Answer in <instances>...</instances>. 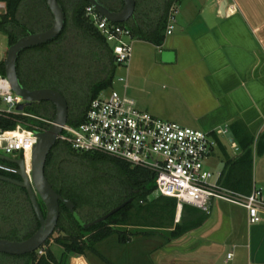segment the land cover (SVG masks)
Segmentation results:
<instances>
[{
	"label": "trees",
	"instance_id": "trees-1",
	"mask_svg": "<svg viewBox=\"0 0 264 264\" xmlns=\"http://www.w3.org/2000/svg\"><path fill=\"white\" fill-rule=\"evenodd\" d=\"M4 1L6 12L0 16V31L8 35L10 45L29 32L45 30L52 25L53 16L46 0ZM59 1L66 13L63 31L52 41L26 49L19 58L18 72L28 88L51 87L62 92L69 103L71 122L69 120L68 122L76 125L84 120L91 101L106 87L114 84L118 64L114 61L110 43L87 15L89 1ZM179 1L136 0L133 20L124 24L132 30L134 39L140 38L160 46L165 40L170 9ZM31 3L36 6L34 14L29 12L28 6ZM106 3L113 10H120L124 5L123 0H106ZM35 22L42 23L41 28L34 29ZM66 51L82 53L91 67H95L97 73H100L87 94L78 91L72 97L53 75L56 68L52 69L54 66L51 56ZM0 75H6L4 60H0ZM27 108L36 109L38 115L50 119L55 117V106L50 101L36 102ZM72 112L74 114L71 117ZM18 118L19 115L11 119L0 118V123L5 128H13ZM234 128V138L242 154L236 159L228 160V177L223 172L221 182L227 188L250 194L255 136L240 124H235ZM256 144L257 154H263L264 131ZM101 165H108L114 170L110 175L112 182L109 187L105 183L109 182L106 179V168H103L102 172L97 170ZM90 171L100 172V181L97 182L99 186H94V182L88 180L91 177ZM0 174L20 179L17 175L2 170ZM46 175L58 192L75 203L76 210L85 221H92L124 201L132 200L107 221L89 228L80 225L67 206L61 202V216L57 228L42 247L24 255L0 253L14 257L15 263L12 264H68L71 254L85 256L89 251L97 254L106 263V256L96 245L111 235L117 234L125 242L129 227L146 232L150 228L164 229L174 224L177 199L165 195L154 196L155 175L146 168L133 166L124 160L102 153L78 152L68 142L58 140L48 156ZM40 203L45 213V206L42 201ZM2 213L4 217H19L16 225L28 227L23 232L20 229L15 231L0 229V237L22 240L39 228L40 223L27 190L4 180H0V214ZM181 229L182 226L178 224L175 234H180ZM53 240L63 248L60 257L50 247ZM40 249L45 253L40 254Z\"/></svg>",
	"mask_w": 264,
	"mask_h": 264
},
{
	"label": "crops",
	"instance_id": "crops-1",
	"mask_svg": "<svg viewBox=\"0 0 264 264\" xmlns=\"http://www.w3.org/2000/svg\"><path fill=\"white\" fill-rule=\"evenodd\" d=\"M179 2L177 14L180 10L186 12L187 22L179 31L174 29L172 34L166 35L162 45L134 39L132 58L128 65L121 67L126 73L122 75L127 81L126 92L143 90L141 84L152 73L162 74L185 97L189 110L186 122L217 136L223 133L217 134L216 129L224 130L226 124L244 126L255 136L250 190L257 186L264 197V152L259 155L256 151V143L264 131V0ZM234 15H238L237 19L220 29ZM214 30L231 42L229 46L247 50L259 60V76L238 83L234 66L226 64L220 56L215 58L222 45L217 49L212 47ZM239 35L249 43L243 44ZM164 50L175 51L173 62L162 60ZM237 53L236 59H239ZM246 84L251 85L250 89ZM121 87L124 89L123 84ZM167 113L169 120L178 117L171 111ZM233 139L230 138L232 148H240ZM215 140L217 146L223 148L225 162L224 169L218 172L227 176L228 160L238 158L242 151L230 154L220 138L215 137ZM215 151L216 147L205 161V167L213 164ZM260 216L261 221L251 223L246 207L221 199L214 201L210 214L185 205L180 216L176 213L170 227L139 230L134 236L129 233L125 242L117 234L106 238V254L103 253L106 263L101 259L93 262L87 255L71 254L68 264H264V207ZM178 224L182 226L181 233L175 234ZM229 253L233 254L231 258ZM111 254L126 257L125 262L113 260Z\"/></svg>",
	"mask_w": 264,
	"mask_h": 264
},
{
	"label": "built area",
	"instance_id": "built-area-1",
	"mask_svg": "<svg viewBox=\"0 0 264 264\" xmlns=\"http://www.w3.org/2000/svg\"><path fill=\"white\" fill-rule=\"evenodd\" d=\"M5 12L6 2L0 0V16ZM177 12L178 4H175L168 14L166 35L174 32ZM87 15L110 43L114 61L128 65L134 50L132 30L124 23L108 20L92 5L87 7ZM118 81L124 85L122 91L100 93L91 101L84 120L76 125L67 122L58 140L68 142L78 152L102 153L146 168L155 175L156 192L177 199L178 216L185 205L210 214L214 201L221 199L246 207L251 223L261 221L260 211L264 207L261 188L254 186L250 194L237 192L222 184V172H217L215 177L205 167V161L217 146L210 132L141 110L126 92V77L120 76ZM21 105L26 106L25 100L13 91L6 75H0V118L20 117L13 128L0 123V154L23 158L30 176L28 159L31 161L38 142L37 133L48 129L54 119L21 110ZM227 131L228 128L215 132ZM43 253L40 249V254ZM232 255L229 253L228 257Z\"/></svg>",
	"mask_w": 264,
	"mask_h": 264
},
{
	"label": "water",
	"instance_id": "water-1",
	"mask_svg": "<svg viewBox=\"0 0 264 264\" xmlns=\"http://www.w3.org/2000/svg\"><path fill=\"white\" fill-rule=\"evenodd\" d=\"M88 1L90 5H92L101 15L112 22L118 23L130 22L134 17L137 4L136 0H123L124 5L122 9L113 10L107 3L104 2V0ZM46 3L53 16L52 25L45 30L29 32L28 34L20 37L16 42L10 45L6 59L4 60L6 77L8 78L13 91L25 100L26 106H30L36 102L50 101L54 104L56 111L53 124L48 129L38 131L37 133L38 142L32 152L30 176L28 175L23 158L15 161L18 163V168L8 167L0 163V169L12 171L20 175V179H16L0 174V180L24 187L27 190L40 223L39 228L31 236L25 239L14 240L0 237V253L10 255H24L35 252L47 242L57 228L61 216V202L67 206L80 225L85 228H89L100 222L107 221L109 217L125 207L132 200L129 199L124 201L120 205L112 208L106 214L92 221H85L76 210L75 203L58 192L46 175V163L48 156L58 141L62 127L69 119V103L66 96L55 88L41 87L32 89L26 87L18 72L19 58L26 49L54 40L61 34L65 27L66 13L62 3L59 0H46ZM237 17L238 15H234L226 23H223L220 29L227 24L233 23ZM214 34L215 36H211V39H213L212 47L217 49L222 45L220 50L215 53V58L220 56L221 58H224V62L226 64L229 63L232 67L234 66L238 72L236 73V79L239 84L248 82L254 77L259 76L258 70H260L261 64L256 57L250 55L251 53H247V50L241 48L236 49L229 46L231 42L223 39L218 34L217 30H214ZM237 36L238 35H236V39L238 40ZM239 39L245 45L249 43V41L242 36H240ZM256 48L257 45L255 49ZM237 52L240 54L239 59H236ZM161 55L164 62H173L176 58V53L173 50H164ZM246 71H248V73H246ZM250 86L251 85L246 84V87L249 89ZM242 89L244 88H240V90ZM23 108L24 105L19 107V109ZM231 140L234 139L231 138ZM0 157H2V155H0ZM40 201H42L45 206V213Z\"/></svg>",
	"mask_w": 264,
	"mask_h": 264
},
{
	"label": "rangeland",
	"instance_id": "rangeland-1",
	"mask_svg": "<svg viewBox=\"0 0 264 264\" xmlns=\"http://www.w3.org/2000/svg\"><path fill=\"white\" fill-rule=\"evenodd\" d=\"M182 0H180L181 2ZM179 2V3H180ZM184 2V0H183ZM29 12L34 14L36 12V6L32 3L28 6ZM207 19V14L204 15ZM176 23H175V29L176 31H179L180 27L187 22L186 12H183L180 10V12L176 15ZM42 24V23H41ZM40 22H35L33 28L39 29L41 28ZM10 47V40L8 38V35L0 31V60H5L7 56L8 49ZM52 58V64L54 66L56 72L53 73L55 78L59 81V83L66 88L74 97V95L79 92H84L85 94L90 91V87L92 83L97 80L100 73H97V70L95 67H91V65L86 61L84 55L79 52H71L66 51L62 54H57V56H51ZM46 61L47 59L44 58ZM121 67H125V65H118L115 73V82L113 85L106 87L101 94L106 95L108 94L112 89H117L122 91L123 87H121V83L118 81V78L122 75H126L124 71L121 69ZM143 87V90H134L131 89L129 91V95L132 96L136 101L137 105L141 110L151 112L152 114L168 120V121H175L182 125H188L192 126L193 128H199V126L195 124H190L189 122H186L185 118L187 116L189 117V110L188 105L185 100V97L180 93V91L175 90L172 83L167 81V76L162 77V74H151L150 78H148L145 83L141 84ZM3 106L8 107L7 103H3ZM28 106H24V110H27L31 113L38 114L36 109H28ZM17 108V107H16ZM22 110V109H21ZM171 111L175 114H177L178 117H173L174 119L169 120V118L166 116L168 114L167 112ZM73 112L71 114V117L73 116ZM183 116V117H182ZM71 122V119H68ZM224 129L228 128V132H225L219 136L216 135V133L211 134L210 137L212 139H215V137L218 139L220 138V141L226 144L228 147L227 150H229L230 154H236L238 151L241 150V148L234 149L232 148V142L230 141V138H234L235 132H234V124H226L223 127ZM215 158H212L213 164L206 165V168H209L211 172L216 174L218 171H221L224 169L225 162L223 159V148L221 146H216L215 151ZM101 172L103 171V168H106V179L109 182H106V186L109 187L111 178L110 175H112L114 172L113 168L109 167L108 165H101L99 167ZM100 172H92L90 171V174L88 180L94 182V186H99L97 182L100 181ZM215 179V178H214ZM102 182V181H101ZM102 184V183H101ZM159 194L157 192L154 193V196H158ZM4 214H0V229L2 230H21V232L25 231L27 229V225H22V227L17 226L16 223L19 217H4ZM22 224V223H21ZM17 226V227H16ZM124 229V228H122ZM129 233H131L132 236H134L135 232L141 230L137 229L135 227L128 228ZM128 236V235H127ZM97 248L100 252L105 253L106 252V240L99 242L97 245ZM50 247L54 250L57 256L60 257L61 252L63 248L55 243L53 240L50 243ZM109 247V246H108ZM106 254V253H105ZM113 260L118 262H125V258H118L116 255H109ZM87 257L95 262L96 260H100V257L93 253V252H87ZM14 257H8L0 254V264H12L14 262Z\"/></svg>",
	"mask_w": 264,
	"mask_h": 264
},
{
	"label": "flooded vegetation",
	"instance_id": "flooded-vegetation-1",
	"mask_svg": "<svg viewBox=\"0 0 264 264\" xmlns=\"http://www.w3.org/2000/svg\"><path fill=\"white\" fill-rule=\"evenodd\" d=\"M104 2L106 3V0H104ZM131 20H133V19H131ZM0 155H2V157H0V163L1 164L6 165L8 167H12V168H18V163L15 161L20 160L21 159L20 156L8 155V154H4V153H1ZM0 170L5 171V172H9V173H13V174L17 175L18 178H20V175L15 173V172L4 170V169H0Z\"/></svg>",
	"mask_w": 264,
	"mask_h": 264
},
{
	"label": "bare ground",
	"instance_id": "bare-ground-1",
	"mask_svg": "<svg viewBox=\"0 0 264 264\" xmlns=\"http://www.w3.org/2000/svg\"><path fill=\"white\" fill-rule=\"evenodd\" d=\"M28 168L29 169L31 168V161H30V159H28Z\"/></svg>",
	"mask_w": 264,
	"mask_h": 264
}]
</instances>
